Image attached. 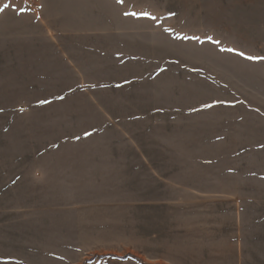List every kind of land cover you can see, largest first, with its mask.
Listing matches in <instances>:
<instances>
[{"label":"rangeland","instance_id":"374dc122","mask_svg":"<svg viewBox=\"0 0 264 264\" xmlns=\"http://www.w3.org/2000/svg\"><path fill=\"white\" fill-rule=\"evenodd\" d=\"M0 264H264V0H0Z\"/></svg>","mask_w":264,"mask_h":264},{"label":"crops","instance_id":"0c3cea01","mask_svg":"<svg viewBox=\"0 0 264 264\" xmlns=\"http://www.w3.org/2000/svg\"><path fill=\"white\" fill-rule=\"evenodd\" d=\"M41 2V5H44L46 0H39Z\"/></svg>","mask_w":264,"mask_h":264},{"label":"snow or ice","instance_id":"6c2138e0","mask_svg":"<svg viewBox=\"0 0 264 264\" xmlns=\"http://www.w3.org/2000/svg\"><path fill=\"white\" fill-rule=\"evenodd\" d=\"M120 2H123V0H120ZM241 55H243V53H241ZM250 59L253 58V57H249Z\"/></svg>","mask_w":264,"mask_h":264}]
</instances>
